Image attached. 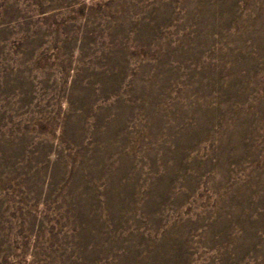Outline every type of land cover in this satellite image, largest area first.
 <instances>
[{"label": "rangeland", "instance_id": "obj_1", "mask_svg": "<svg viewBox=\"0 0 264 264\" xmlns=\"http://www.w3.org/2000/svg\"><path fill=\"white\" fill-rule=\"evenodd\" d=\"M0 264H264V0H0Z\"/></svg>", "mask_w": 264, "mask_h": 264}]
</instances>
